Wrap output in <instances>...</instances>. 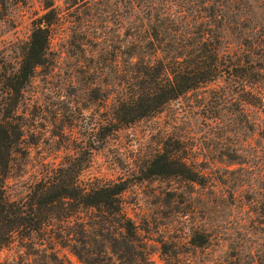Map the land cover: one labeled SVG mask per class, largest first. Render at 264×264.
<instances>
[{"label":"rangeland","instance_id":"rangeland-1","mask_svg":"<svg viewBox=\"0 0 264 264\" xmlns=\"http://www.w3.org/2000/svg\"><path fill=\"white\" fill-rule=\"evenodd\" d=\"M47 1L58 13L53 63L37 69L11 119L19 143L6 193L17 201L48 166L66 154H87L89 141L110 119L113 100L106 98V88L117 84L124 57L121 0H0V107L3 74L17 68L20 47ZM178 4L182 25L204 18L223 31L222 45L229 52L264 39V0ZM127 18L137 23L135 16ZM260 56L264 61V53ZM213 87L189 92L159 114L108 136L81 173L83 182L133 181L122 201L149 253L148 264H264V109L245 104L240 113L229 102L212 109ZM166 135L185 139L189 159L195 156V167L205 174L203 185L179 177L136 179ZM202 231L207 243H191ZM48 240L16 237L0 249V264H85ZM92 252L99 256L95 247Z\"/></svg>","mask_w":264,"mask_h":264},{"label":"trees","instance_id":"trees-1","mask_svg":"<svg viewBox=\"0 0 264 264\" xmlns=\"http://www.w3.org/2000/svg\"><path fill=\"white\" fill-rule=\"evenodd\" d=\"M178 1L121 0L126 28L124 57L117 84L106 88V98L111 96L113 100L108 124L101 128L100 136L96 133L89 141L87 154H66L58 165L48 166L26 197L17 201L6 193L19 143L18 127L11 119L37 69L53 63L51 42L58 13L52 1L44 3L43 12L32 21L29 37L20 47L17 68L3 74L0 249L16 237L38 236L54 240L85 264H148L149 253L122 201V194L133 181L83 182L80 176L92 151L113 133L159 114L166 105L200 88L214 86L212 109L228 102L240 113L245 104L264 109V61L259 60L264 53V39L249 43L244 51L229 52L228 46L222 45L223 31L206 25L204 18L196 17L190 27L182 25L183 10L174 7ZM128 16H135L137 23L127 22ZM219 82L226 87H219ZM232 87L235 95L230 94ZM164 138L162 147L136 179L179 177L203 185L205 174L195 167V156L189 159L191 154L182 145L185 139L169 135ZM207 241L205 231L190 238L196 246ZM93 247L98 257L93 256Z\"/></svg>","mask_w":264,"mask_h":264}]
</instances>
